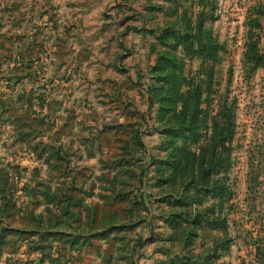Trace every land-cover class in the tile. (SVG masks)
<instances>
[{
    "label": "rangeland",
    "instance_id": "rangeland-1",
    "mask_svg": "<svg viewBox=\"0 0 264 264\" xmlns=\"http://www.w3.org/2000/svg\"><path fill=\"white\" fill-rule=\"evenodd\" d=\"M0 264H264V0H0Z\"/></svg>",
    "mask_w": 264,
    "mask_h": 264
},
{
    "label": "trees",
    "instance_id": "trees-1",
    "mask_svg": "<svg viewBox=\"0 0 264 264\" xmlns=\"http://www.w3.org/2000/svg\"><path fill=\"white\" fill-rule=\"evenodd\" d=\"M224 118L227 120L230 117L227 115V113H224ZM228 122H230V120H228ZM216 140H218L219 144L224 143L225 142V136H224V132H217L216 130Z\"/></svg>",
    "mask_w": 264,
    "mask_h": 264
}]
</instances>
